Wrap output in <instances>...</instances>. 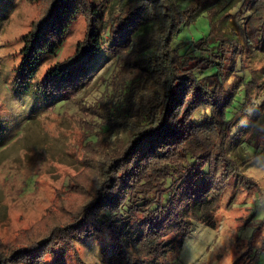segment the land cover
<instances>
[{"label": "trees", "instance_id": "1", "mask_svg": "<svg viewBox=\"0 0 264 264\" xmlns=\"http://www.w3.org/2000/svg\"><path fill=\"white\" fill-rule=\"evenodd\" d=\"M29 1L39 13L20 37L11 88L33 109L80 104L74 117L97 169L68 218L0 246V264H45L48 254L69 264L71 249L85 264L75 245L87 238L99 264H165L198 223L217 225L223 203L260 193L247 169L264 153V0ZM78 16L84 36L58 59ZM97 117L125 137L102 135ZM256 232L243 264H264Z\"/></svg>", "mask_w": 264, "mask_h": 264}, {"label": "rangeland", "instance_id": "2", "mask_svg": "<svg viewBox=\"0 0 264 264\" xmlns=\"http://www.w3.org/2000/svg\"><path fill=\"white\" fill-rule=\"evenodd\" d=\"M39 6L29 0H0V133L4 134L0 143V246L15 247L20 238H35L52 223L68 218L64 207L70 210L68 206L88 192L84 189L86 175L96 168L86 153L80 121L74 117L80 104L67 100L43 110L33 109L29 96L11 88L19 62L20 37L38 15ZM85 30V20L78 16L59 49L58 59L73 51ZM52 62L54 59L46 61L43 68ZM113 68V63L105 66L89 87L99 85ZM99 121L96 127L102 135L125 137L123 128L110 125L102 117L96 118ZM104 146L100 144V148ZM254 160L247 174L261 194L257 190L241 191L234 204L223 203L217 225L198 223L181 248L164 258L165 264H233L235 259V264H243L252 233L257 231L256 240L264 233V153L254 155ZM78 181L84 183L82 188L76 187ZM91 242L88 238L80 240L75 245L77 255L85 264H99L98 250ZM68 252L72 255L69 264H78L72 249ZM45 264H55L52 254Z\"/></svg>", "mask_w": 264, "mask_h": 264}]
</instances>
